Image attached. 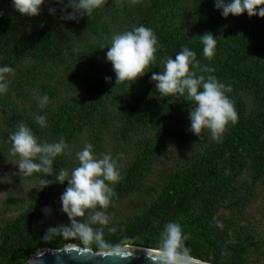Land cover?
Wrapping results in <instances>:
<instances>
[{
	"label": "trees",
	"instance_id": "1",
	"mask_svg": "<svg viewBox=\"0 0 264 264\" xmlns=\"http://www.w3.org/2000/svg\"><path fill=\"white\" fill-rule=\"evenodd\" d=\"M50 7L57 9L55 15L49 14ZM61 7L63 3L45 0L41 14L28 17L13 8L12 0H0V67L13 69L7 74V91L0 94V163L9 158L10 165L19 159L10 153L9 135L20 121L41 142L63 137L69 144L68 151L56 157L54 171L63 167L70 172L78 166L76 154L87 143L93 144L97 156L105 154L106 136L113 135L114 127L125 132L138 129L133 154L114 185L117 196L107 209L114 230L106 228L105 239L110 243L131 239L136 247L155 250L164 224L175 221L181 224L194 259L264 264L261 234L224 216L225 212L243 216L264 182V18L247 13L224 18L214 0H138L136 4L106 0L79 23L60 19ZM140 25L158 37L156 62L135 82L116 85L105 56L111 36ZM206 32L217 38L211 59L203 56L197 37ZM184 46L195 51L201 65L213 69L211 74L220 82L232 87L229 96L239 119L235 126L228 125L220 142L212 141L207 130L204 139L188 131L190 102L160 96L150 79L163 69V59L175 58ZM44 95L49 98L44 108L30 105ZM37 115L47 117V127L36 123ZM171 145L185 153L159 170ZM129 146L114 156H119L118 164ZM42 176H22L34 187L17 216L0 224V264H29L38 250L79 243L43 239L61 211L60 204H53L60 183L42 189ZM126 201L129 215L114 221ZM45 205L54 210L49 219L41 212Z\"/></svg>",
	"mask_w": 264,
	"mask_h": 264
},
{
	"label": "clouds",
	"instance_id": "2",
	"mask_svg": "<svg viewBox=\"0 0 264 264\" xmlns=\"http://www.w3.org/2000/svg\"><path fill=\"white\" fill-rule=\"evenodd\" d=\"M63 3L60 8V19L75 21L92 13L106 3V0H55ZM119 2V0H118ZM138 0H130L136 4ZM45 0H12L13 8L22 16L36 17L41 14ZM123 7V4H120ZM214 6L227 18L229 15L240 16L247 13L249 17L264 18V0H214ZM71 9V11H69ZM57 9L49 8V14L55 15ZM0 15H3L0 12ZM203 45V56L211 59L215 55L217 38L206 32L197 36ZM158 37L155 32L143 25L131 30L113 33L111 44L105 53L106 60L112 65L116 76V85L125 81L135 82L145 75L156 62ZM163 69L153 72L150 79L155 89L163 97H183L192 105L188 110L190 128L188 131L204 139L207 130L212 141L220 142L229 124L235 126L239 115L229 93L231 85H226L211 73L207 65H201L195 51L184 46L175 55L161 61ZM13 72L8 66L0 67V94L7 91V74ZM207 74V75H206ZM110 81L111 77H105ZM41 108L49 102L47 95L38 98ZM40 127H47V117H34ZM10 153L18 157V169L22 176L42 173L39 183L42 189L51 184L67 182V187L59 197L60 211L67 216L66 223L49 224L43 239L63 238L76 248L88 250L102 264H123L134 257L136 245L131 239L110 243L105 239V229L113 231L107 209L117 196L114 185L119 183L121 172L119 156L110 154L97 156L93 144L87 143L77 152L78 166L71 172L61 167L54 171L56 157L65 154L69 144L63 137L56 142H41L33 130L24 122L16 125V130L9 135ZM45 176H53L49 180ZM41 212L45 219L53 216L54 210L45 205ZM43 223V221H41ZM183 229L180 223L168 221L159 235L155 250L144 249L150 264H189L190 248L186 246ZM67 246V245H66ZM43 255V254H41Z\"/></svg>",
	"mask_w": 264,
	"mask_h": 264
},
{
	"label": "rangeland",
	"instance_id": "3",
	"mask_svg": "<svg viewBox=\"0 0 264 264\" xmlns=\"http://www.w3.org/2000/svg\"><path fill=\"white\" fill-rule=\"evenodd\" d=\"M27 105L29 104L27 103ZM30 105L34 108L40 106L38 99H36ZM0 121H3V116L1 113ZM139 136L140 132L138 129L133 132H125L119 127H114L113 135L111 137L106 136V147L104 153L110 154L113 157L115 155H119L121 148H126L127 143L130 144L126 157L123 155L120 156V172L124 168V166L127 165L128 158L132 156L133 150L135 148V142L139 138ZM116 141H118V143H116ZM184 153L185 151L179 146L171 145V150L167 152V155L164 157V161L161 162H165V166L161 167L159 170H164L165 167H168L176 159L181 158ZM8 162L9 158L0 163V224L5 219H10L17 216L20 209L27 204L34 187V182L29 181L18 174V161H15L10 165ZM66 187L67 182H65L64 184H60V188L53 201L54 206L60 204L59 197ZM134 200V198H131L129 201L133 202ZM130 211L131 209L129 202H124L118 208L117 215L114 217V221L123 220L127 215H129ZM224 216L228 218L232 217L236 226H244L247 228L253 226L254 230L261 234L262 240L260 241V243L264 247V182L257 188L255 198L243 216H233V214L230 212H225ZM66 222L67 216L60 212L57 217L56 224ZM261 262L264 263V256Z\"/></svg>",
	"mask_w": 264,
	"mask_h": 264
},
{
	"label": "water",
	"instance_id": "4",
	"mask_svg": "<svg viewBox=\"0 0 264 264\" xmlns=\"http://www.w3.org/2000/svg\"><path fill=\"white\" fill-rule=\"evenodd\" d=\"M142 247H136L133 258L123 264H150ZM43 254V255H41ZM29 264H102L94 255H89L88 250L76 248L67 244L61 249L44 248L35 252ZM189 264H210L191 257Z\"/></svg>",
	"mask_w": 264,
	"mask_h": 264
}]
</instances>
